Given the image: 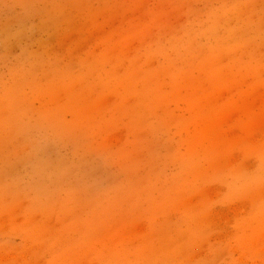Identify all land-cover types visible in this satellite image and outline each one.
<instances>
[{
    "label": "rangeland",
    "instance_id": "obj_1",
    "mask_svg": "<svg viewBox=\"0 0 264 264\" xmlns=\"http://www.w3.org/2000/svg\"><path fill=\"white\" fill-rule=\"evenodd\" d=\"M0 264H264V0H0Z\"/></svg>",
    "mask_w": 264,
    "mask_h": 264
}]
</instances>
